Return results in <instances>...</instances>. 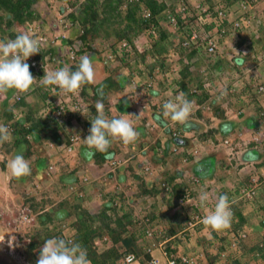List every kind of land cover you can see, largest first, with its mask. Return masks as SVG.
Listing matches in <instances>:
<instances>
[{"label": "rangeland", "instance_id": "374dc122", "mask_svg": "<svg viewBox=\"0 0 264 264\" xmlns=\"http://www.w3.org/2000/svg\"><path fill=\"white\" fill-rule=\"evenodd\" d=\"M132 1L135 0H125V3L120 7L122 17L125 16V9ZM162 2L163 0H159L158 3L162 4ZM180 5L185 4L177 3L174 10L166 12V16L160 21V28L164 30L167 36L163 44L166 48L163 47L165 50H169L160 56L153 51V44L159 39V33L156 30L154 34L151 31H144L136 36L123 33V36L131 37L130 43L123 39V36L116 33L124 30L123 18L116 19L119 25L114 26V28L116 27L115 30L111 29L112 26H106L100 31L99 35L92 38L89 44L82 45V42L78 39L81 34L78 27H63L68 22L64 17L68 12L77 13L78 18L81 20L80 5L77 4L66 9V5L62 0H37L32 5L37 17L32 22H26L21 26L13 22L11 26L6 27L4 22L7 20L3 21L2 28H4V32L0 33V40L13 39L10 38V34L16 37L19 33L27 31L39 41L41 53L51 51L50 54L45 53L42 61L32 59V56L25 61L30 66L32 62H35L34 68H31L33 69L32 76L36 80L29 90L22 92L11 89L6 93H0V123L4 124L11 134L8 141L0 144V264H34L39 257L43 243L46 241L44 236L57 235L58 230H60L62 237L73 239L77 232L75 227L77 217L74 215V212H79L75 208L77 205L91 215H98L105 206H109V209H113V211L108 214L113 220L120 218L123 214L128 216V211L123 207L132 204L136 194L138 196L141 194L135 188L137 184L135 180L132 181L136 183L133 184L134 186L128 185L126 180L123 182L117 180L120 173L119 169L131 164V162L134 165L138 159L137 156L146 154L150 147L155 146L159 156L165 155L170 158L175 157V155H182L183 158L193 155L200 156L209 148L207 147L209 143L205 144L207 141L202 143L201 139L205 138L198 135L194 128H190L187 133H183L175 130L181 125L180 123L169 121V133L167 134V129H163L162 123L165 124V120H170V118L163 116L162 105L165 101L175 100L177 94L183 91L186 98L192 101L189 121L191 119L196 121L194 115H198L199 103L203 102L195 97L189 99L190 93L185 92L186 88L180 80V70L184 65L191 63V58H188L187 55L190 53L191 48H184L186 49L184 51L181 49L183 48L181 44L184 34L174 33L172 26L167 21V16H172L171 14L178 15L177 11ZM185 6L191 12L183 19L185 25L191 26L192 30L201 34L202 37L209 33L215 34L211 26H201L200 23L194 21L195 18L192 15L195 6L193 8ZM250 6L251 9L248 14L243 15L245 19L244 22H241V29L237 30L240 33L243 29L249 31L252 28L256 30V17L261 13L258 10L255 11L252 4ZM140 15L143 17L142 13ZM239 15H241L240 11L237 17ZM180 18L183 17L180 16ZM61 20H65V22H61ZM227 31H229L226 34H229L227 36L229 43L237 44L236 47H238L243 39L240 38L237 31H234L232 25ZM107 33H110V35L108 36ZM39 38L46 40H39ZM64 38L72 41V44L62 45L60 40ZM122 43H127V47L124 48L125 50L121 54H116ZM218 47L219 52L221 50L219 44ZM218 52L212 55V61ZM83 55H87L91 59L94 68H96V74L100 73L102 75L94 83L85 84L78 92L74 93H65L56 85L45 86L42 84L41 78L44 73L60 69L58 62L63 61L64 66L76 67ZM235 56L237 58L238 54ZM249 68L248 65L247 70ZM200 69V73L207 79L193 81L189 85V91L199 92L201 90L199 85H202L204 90L209 89L211 91L210 95L215 97L217 104L223 103V101L229 102V100L219 97V92L223 88L226 90L222 91L223 94L226 93L225 96L233 93V89L228 87L230 83L226 74L218 75V82L214 84L208 78L210 75L209 69L206 67ZM243 69L246 71L245 68ZM250 69H253V67ZM239 70L236 71L235 69L234 72L239 74ZM108 76L118 81V91L106 95L99 89L93 90ZM182 81L184 80L182 79ZM196 94L199 95V93ZM44 95H46L45 100L42 99ZM98 100L103 102L104 113L107 118L127 117L133 122L139 136L129 144H124L119 139L109 137L111 140L109 150L112 152V157L106 163L105 172L103 171L99 177L92 178L85 174L86 164L82 153L86 149V145L82 140L89 135L90 122L97 114L95 105ZM20 102H24V105L21 106ZM228 105L232 106L233 104L228 103ZM115 106H121L127 110V113L125 115L116 114ZM7 111L12 112L11 120H7L4 116ZM138 115L139 118L136 117ZM157 115L161 117L160 122L155 119ZM260 118H264V114L260 115ZM16 123L25 126L38 123L43 124L44 128L38 136L27 137V146L15 147L12 125ZM205 130L209 129L205 128ZM141 131H143V137H141ZM173 133L176 134L175 137H172ZM204 133L207 134L206 131ZM73 138L75 140L71 142ZM169 138L170 140L189 141V143H182L184 147H169L167 146ZM28 146L29 148H27ZM173 148L177 149V153H173ZM26 149L30 152L27 158L24 155ZM143 149L145 151L141 152ZM16 154H22L29 161L30 175L20 178L11 175L8 164ZM146 159L148 160V158ZM112 162L115 164L112 165ZM132 170L134 173L139 170L146 178L159 183L158 194L135 200L134 204H162V202L170 200V192L165 191L166 186L162 181V174L166 171L164 165L156 162L151 164L149 161L141 160L138 168ZM141 179L144 182L143 178ZM190 180L192 181L191 184H194L192 188L198 187L196 178L190 177ZM169 188L171 191L170 186ZM131 189L135 193L132 194ZM191 190H187L191 195L196 192L193 189ZM179 198H175L177 205L179 204ZM93 199L94 201H92ZM61 213L63 217H59ZM45 214L52 217L51 222L46 221V218L44 219ZM23 216H27V221L23 220ZM137 216H139L138 220L145 219L141 212H138ZM132 220L127 218L124 221L126 231L132 229ZM128 223L130 224L128 225ZM69 224H74L73 230ZM135 225H139V223L135 222ZM68 227L70 229L66 233ZM133 229L137 230L139 227ZM102 233L101 237L96 236L93 239V242H97V245H99L98 241H103L106 237V232L102 231ZM12 237L14 239H11ZM30 244H35V246L32 251L28 252ZM99 250L104 249L101 247Z\"/></svg>", "mask_w": 264, "mask_h": 264}, {"label": "crops", "instance_id": "0c3cea01", "mask_svg": "<svg viewBox=\"0 0 264 264\" xmlns=\"http://www.w3.org/2000/svg\"><path fill=\"white\" fill-rule=\"evenodd\" d=\"M245 1L252 4L255 11L258 10L261 13L256 17V30L251 28L249 31L243 29L241 33L237 31L243 40L236 47L237 44L229 43L230 41L227 39L229 34L226 35L229 32L227 29L231 25L225 24L223 27L225 35L223 34L218 41L221 50L214 56L215 59L212 61V56H208L204 48L199 47L192 50L194 55L191 57V63L184 65L180 70V80L188 94L193 92V90L189 91V85L193 81L205 80L206 77L200 73V68L203 67L209 69L208 78L214 84L218 82V75L226 74L230 83L228 87L233 89L231 95L227 94L224 97V100H229V102L223 101V103L217 104L215 97L211 101L208 97L199 103L201 109L198 115H194L196 121L192 119L189 121L192 125L191 128H194L198 135H202L206 139H201V142L209 143L208 146L206 145L209 148L200 156L193 155L183 158L182 155H175L170 158L165 155L159 156L157 148L153 146L146 154L137 156L138 159L134 165L131 162V164L120 168L117 180L119 182L126 180L130 186L137 183L135 188L141 195L136 194L132 204L123 207L128 211V216L123 214L117 218L133 219L132 229L126 231L124 228L119 236L106 233L105 239L98 241L99 245L97 242H93L95 243L93 250L97 256L106 253L112 247L120 256L115 264H125L124 258L128 254L135 256V260L129 264H147L150 259L165 264L166 255H173L176 258L186 257L192 260V264H264V185L262 183L264 179V142L261 145H255L252 142V138L258 133L264 134V118H260V115L264 114V0ZM179 2L191 8L204 4L213 13L220 7L232 10L238 7L237 0H163L162 4L165 7L162 16L165 17L166 12L173 11ZM244 19L243 15H239L237 18L239 22H243ZM164 47L166 48V46ZM164 51L168 52L169 50L164 49ZM238 53H241L240 56ZM237 59H242L243 62L238 64ZM248 65L253 69L247 70ZM63 66V61L58 62V67L62 68ZM94 69L97 73L96 68ZM235 69L236 71L240 69L239 74L234 72ZM99 76L102 77L100 73L96 74V79ZM253 86L255 87L253 88ZM259 86L263 87V91L260 93L257 91ZM201 92L205 93L206 90L201 88L199 92L196 91L199 93V97L202 95ZM231 100L233 101L230 103ZM228 103L233 105L230 106ZM114 109L116 114L125 115L127 113V110L121 106H115ZM165 121V124L162 123L163 129H167L168 134L170 131L169 121L171 120ZM225 126H227L226 130ZM205 128L209 130H205ZM189 129L181 124L175 130L187 133ZM205 131L207 134L204 133ZM143 136V131H141V137ZM225 141H228L229 145L225 144ZM182 143L188 144L189 141L170 140L169 138L167 146L184 147ZM143 145L145 146L144 143ZM139 146L141 147L142 144ZM139 146H137L138 149H140ZM85 147L86 149L82 153L86 164L85 174L92 178L99 177L103 171L105 172L106 163L112 156L101 165H97L92 159L89 160L84 156L85 151L88 150L87 146ZM143 151L145 149L141 150V152ZM132 157L134 158V156ZM141 160L149 161L151 164L156 162L164 165L166 171L162 174V181L164 185L171 187L170 200L162 202V204L151 205L133 203L135 200L154 196L158 194L159 190L158 182L146 178L139 170L135 173L132 170L138 168ZM190 177L197 179L198 187L192 188L194 184H191ZM133 180L136 183L132 182ZM255 182L257 187L253 198L249 200L237 198L241 185L249 186ZM173 186L177 188L176 191H172ZM191 189L196 191L192 194L193 197L191 195L192 199L186 204L178 206L175 198H179L182 193ZM202 190L209 193L210 199L219 195H227L233 214L230 227L212 230L202 222L195 223L192 228L189 227L193 213H197L193 205L200 206L199 196ZM130 191L132 194L135 193L132 189ZM136 197L138 198L136 199ZM103 209H106V215L110 217L108 213L113 209H109V206H105ZM202 211L207 214L205 208H202ZM138 212L143 213L144 220L142 218V220H138ZM135 222H138L139 225H135ZM69 226L72 230L74 229V224H69ZM114 226V223L110 224L111 228ZM137 226L139 229H133ZM70 228L68 227L66 233ZM230 232L245 235L244 239L238 242L235 250H227ZM57 233L61 235L60 230ZM62 233L64 234V231ZM98 246L104 250H99L101 247ZM224 252H226L225 256H223Z\"/></svg>", "mask_w": 264, "mask_h": 264}, {"label": "clouds", "instance_id": "9594fccd", "mask_svg": "<svg viewBox=\"0 0 264 264\" xmlns=\"http://www.w3.org/2000/svg\"><path fill=\"white\" fill-rule=\"evenodd\" d=\"M39 52V41L27 31L19 33L14 39L0 40V93H6L11 89L22 92L30 89L36 79L30 72V65L25 61ZM242 62V59H237L238 64ZM31 67L34 68L32 65ZM95 80L96 72L87 55L81 56L75 70H72L69 65H65L60 69L44 73L41 78L43 85H56L65 93L78 92L83 85L94 83ZM95 108L97 114L90 122L89 135L82 140L88 149L84 156L91 160L96 152H100L105 153V158L108 159L112 156V153H108L111 144L109 137L129 144L138 138L139 133L136 131L133 122L125 116L107 118L102 101L98 100ZM162 108L164 117L183 124L185 128L192 127L189 122L192 101L186 98L183 91L177 94L175 100L165 101ZM136 117L139 118V115ZM155 119L157 122L161 121L159 115ZM226 128L227 126H225V130ZM10 135L8 128L0 123V144L8 141ZM91 149H95V152ZM8 168L11 175L16 178L31 174L29 161L22 154H16L10 160ZM209 199V193L202 190L199 196L200 206L205 208L207 212L202 223L212 230L230 227L233 214L227 195H219L211 209L207 208ZM36 264H91V260L88 258L86 249L80 243L72 239L53 237L43 243Z\"/></svg>", "mask_w": 264, "mask_h": 264}, {"label": "trees", "instance_id": "16d2710c", "mask_svg": "<svg viewBox=\"0 0 264 264\" xmlns=\"http://www.w3.org/2000/svg\"><path fill=\"white\" fill-rule=\"evenodd\" d=\"M37 0H0V33L4 32L3 21L6 24V27L11 26L14 22L17 25L21 26L24 23L32 22L37 16L32 9V5ZM66 5V9H69L70 6L74 7V5L79 4L80 10L79 12L82 14L81 20L78 18L77 13L68 12L65 15V19L71 23V26L78 27L81 30V34L78 36V39L82 42V45H87L92 40L94 36L99 35L100 31L106 26H112L111 29H116L114 26H118L119 23L116 19L123 18L124 27L122 32H116L123 36L124 34L130 33V35L136 36L140 32L144 31H155L159 33V39L156 43L153 44V51L156 54L162 55L166 53L164 51V42L166 41V35L164 30L160 28V21L164 17L162 16V11L164 10V5L158 3L156 0H135L132 1L126 7L125 16H121V6L125 3V0H62ZM81 3V4H80ZM143 10H147L150 14L148 19H144L140 13ZM63 11V10H62ZM61 11V12H62ZM174 18H176L177 23L180 27H183L184 21L180 18V16L176 14H171ZM166 16V15H165ZM9 17V18H8ZM161 17V18H160ZM8 18V19H7ZM160 18V19H159ZM113 32V31H111ZM126 32V33H125ZM109 36L110 33H107ZM14 35L10 34V38L14 39ZM123 39L130 43L131 37L124 35ZM62 45H71L72 41L69 39L60 40ZM183 51L186 50L181 48ZM193 48L189 50L188 58H191L194 55ZM51 50H48L49 53ZM188 51V50H187ZM45 53H36L32 55V59L42 61ZM81 53V52H80ZM50 54V53H49ZM30 65V64H29ZM72 70H75L76 67H71ZM30 72L33 75V69L30 66ZM202 86H199L201 89ZM101 90L104 94H109L111 92H116L119 90L118 81H115L113 77L108 76L104 78L100 84L95 86L93 90ZM195 97L199 98V101H205L208 99L209 94L206 92L199 97L195 92H190L189 99ZM42 99H46V95L43 96ZM21 106L24 105V102H20ZM7 120L12 119V112L7 111L5 115ZM27 120V119H26ZM44 128L43 124L33 123L30 126H25L24 124H14L12 125V135L15 137L14 146L19 147L20 145L27 146L28 139L27 137H36ZM29 148V146L27 147ZM95 152L94 149H91ZM111 151L108 148V153ZM25 158L30 155L28 149L24 152ZM105 153L96 152L95 156L92 160L97 163V165H101L105 160ZM177 188L175 186L172 187V191H176ZM171 194V192L169 193ZM184 196V193L181 194L180 198ZM79 212H74V215L77 217L76 220V236L72 239L77 243H80L81 246L86 249L88 253V258L91 260V264H115L116 260L120 259V256L116 253V251L111 247L106 253L97 256L95 251L93 250V239L96 236H101V232L105 231L107 234L119 236L120 232L124 230V221H126L127 217L124 219H114L111 220V217L106 215V209H103L98 215L88 214L85 210L81 209L79 205L75 206ZM76 210V211H77ZM63 214H59L61 217ZM67 215V214H66ZM63 217V216H62ZM46 218V219H45ZM57 218V217H56ZM42 219V218H41ZM44 219L46 221L51 222L52 217L48 214L44 215ZM114 223V228L110 227V224ZM95 224V226H94ZM97 224V225H96ZM52 237L63 238L60 234L57 235H46L44 238L50 239ZM65 239V238H64ZM35 244H30L28 248V252L32 251ZM36 264V262L34 263Z\"/></svg>", "mask_w": 264, "mask_h": 264}, {"label": "built area", "instance_id": "2783aa9c", "mask_svg": "<svg viewBox=\"0 0 264 264\" xmlns=\"http://www.w3.org/2000/svg\"><path fill=\"white\" fill-rule=\"evenodd\" d=\"M156 1L159 2V0H156ZM237 1H238L237 9L232 10V9H226V8L220 7L214 13L211 12L210 8L204 4H200V5L195 6L194 14L193 15L191 14L195 18L194 21H197V23H200L201 26H205V25L211 26V29L215 31L214 35L207 32L209 34L203 35V37H202L201 34H198V32H195V30H192L191 26L184 25L183 27H180L177 23V20L172 16H167V21H168L169 25L172 26V29L174 32H178L181 35L184 34V36H183L184 39H183V42L181 44L183 46V48L197 49L199 47H203L205 50V53L208 56H212L216 52H218V50H219V47H218L219 42L218 41H219L220 37L223 36V34L225 33V30H223L224 25L230 24L233 26L234 31H237L238 29L240 30L242 25H241V22L236 20L238 18V17H236L238 15L237 12L239 13V11H240L241 15H245L246 13L248 14L249 10L251 9L250 4L247 3L245 0H237ZM177 13L179 16L183 17L182 19H184L187 17V14H189L191 12L185 5H180ZM142 14H143L144 19H148L150 16V14L147 10H143ZM62 21L65 22V20H61V22ZM190 23L192 24V22H190ZM63 27L69 28V27H71V23L67 22V24H64ZM151 33L154 34V31H151ZM234 34H235V32H234ZM232 35H233V33L231 34V36ZM39 40L45 41L46 39L39 38ZM121 45L122 46L119 47L118 50L116 51V54H119V53L121 54L125 50L124 48L127 47V43H122ZM31 65L34 67L35 62H32ZM223 90L226 91L224 88L222 90H220V92H219L220 98L225 97L226 93L223 94V92H222ZM262 91H263V87L260 86L258 88V93H260ZM207 92L209 93V95L211 94V91L209 89H207ZM209 100L210 101L214 100L213 96L211 97V95H210ZM199 109H201V108H199ZM175 136H176V134L173 133L172 137H175ZM74 140H75L74 138L71 139V142H74ZM252 142L255 145H261L264 142V134L258 133L256 136H254L252 138ZM224 143L229 145L228 141H225ZM172 151H173V153H177L176 148H173ZM111 164L114 165L115 163L112 162ZM49 169H51V168H49ZM262 183L264 185V179H263ZM164 186H166V185H164ZM256 187H257L256 182L253 183L252 185H249V186L241 185L238 189L237 198L244 199V200H249V199L253 198L255 195ZM165 191L170 192V188L168 186H166ZM190 191H192V190H190ZM217 197L218 196H216V198ZM216 198L209 199V201L207 202V208L208 209H211L214 207V205L216 203ZM191 199H192L191 193L189 191H186L184 193V196L182 198L178 199V203H179L178 206H182V205L186 204ZM193 207L196 208L197 213H193L191 221L189 222V227H191V228L195 225V223L202 222L203 217L206 215V213L202 211L201 206L196 204V205H193ZM23 220L27 221V216H23ZM229 235L230 236H229V243L227 246V250H235L236 247L238 246V242L241 241L242 239H244L245 235L240 234V233L237 234L235 232H230ZM225 254H226V252L223 253V256H225ZM165 255H166V253H165ZM134 260H135V256L133 254H128L124 258V263L129 264V263L133 262ZM192 263H193L192 260L188 259L186 257L176 258L173 255H169V256L166 255V263L165 264H192ZM147 264H160V263L155 259H150L149 261H147Z\"/></svg>", "mask_w": 264, "mask_h": 264}]
</instances>
